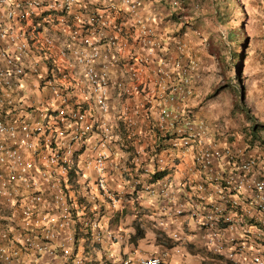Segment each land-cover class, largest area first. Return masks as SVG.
Returning <instances> with one entry per match:
<instances>
[{"label": "built area", "instance_id": "obj_1", "mask_svg": "<svg viewBox=\"0 0 264 264\" xmlns=\"http://www.w3.org/2000/svg\"><path fill=\"white\" fill-rule=\"evenodd\" d=\"M86 1L0 0V264H102L88 254L123 240L111 221L128 205L172 253L192 245L204 264H264V151L188 110L197 57L181 39L162 45L138 1ZM111 94L141 100L113 116ZM150 96L156 118L136 129ZM119 126L133 148L123 161L112 157ZM114 174L126 187L110 188ZM143 196L152 213L135 208Z\"/></svg>", "mask_w": 264, "mask_h": 264}, {"label": "rangeland", "instance_id": "obj_2", "mask_svg": "<svg viewBox=\"0 0 264 264\" xmlns=\"http://www.w3.org/2000/svg\"><path fill=\"white\" fill-rule=\"evenodd\" d=\"M196 1L200 2L202 10V14L196 17L203 24V34L219 48L223 65L208 54L203 56L207 70L196 85L198 89L188 103V110L218 131L227 129L233 134L230 139L244 142L251 122L264 126V0H187L184 5L191 13V3ZM174 11L178 12L179 7ZM216 13L222 14L223 22L216 19ZM194 31L198 35L201 33L199 28ZM193 35L197 37L195 33ZM232 51L238 53L237 64L232 60ZM217 89L221 90L215 94ZM258 135L264 140L263 128ZM111 144L112 157L123 161L125 149H120L118 141ZM117 176L114 174L109 181L110 188L115 190L124 188L125 183L122 175ZM153 205V201L143 196L135 208L146 215L152 213L150 206ZM142 224L148 226L146 222ZM88 255L91 257V252Z\"/></svg>", "mask_w": 264, "mask_h": 264}, {"label": "crops", "instance_id": "obj_3", "mask_svg": "<svg viewBox=\"0 0 264 264\" xmlns=\"http://www.w3.org/2000/svg\"><path fill=\"white\" fill-rule=\"evenodd\" d=\"M107 1V2H106ZM140 6V17L141 18H152L153 21H148V24L153 28L156 37L159 39L162 45H165L166 42L172 40L173 38H178L184 41L187 45V49L189 52L194 53L197 57L199 63L200 70V78L203 73H206L205 61L203 60V56H208L205 50V36L201 32L199 35L194 31V28L191 27L193 22H187L185 15L181 11H174L173 8L169 5L171 0H136ZM184 1V0H183ZM87 4H95L93 6L99 7L102 4L107 5L108 0H87ZM105 2V3H104ZM104 5V6H105ZM166 6L168 10H164ZM192 6V15L194 17L202 14V10L200 7V2L191 3ZM94 7H88V11H91ZM176 9V8H175ZM79 16H86L87 11L80 10L77 12ZM169 16H174V19H168ZM125 20L127 22V26L132 24V21L125 15ZM134 30V28H132ZM195 33L197 37L193 34ZM64 38V35L57 34L56 39L60 42ZM161 45V49H163ZM133 46H129L125 54L132 55L134 53L131 52ZM111 77L114 79L120 77V73L118 69L111 71ZM202 79V78H201ZM198 82H194V90H197L198 87L196 85ZM35 96L38 94L34 93ZM141 100L138 96H132L131 99L121 98L118 99L116 96L111 94L110 105H111V113L112 115H117L121 112L120 108L122 106H127L128 108H132L137 105V101ZM150 104L147 105L148 116L146 119L139 118L136 119V129L146 130L149 125L156 118V110L153 105L152 97L149 98ZM128 184L125 180L124 187ZM137 205V203L135 204ZM142 207L144 205H141ZM143 213V211H142ZM122 217L118 221L119 225H114L115 228L119 227L123 235V240L119 243H114L107 245L103 249L98 252H91V259L93 261L98 260L97 262L106 261L109 263H116L117 260L122 259H135L138 257L149 256L152 254H157L165 249H168V256L165 259L163 264H204L206 261V254L204 250L193 247L192 245H175V247L179 250L178 254L172 253L170 251L172 243L171 241L165 237L160 236V234L154 229L152 226L150 227V219L146 216H140L139 219L134 218L132 215V207L128 205L126 210L121 215ZM135 221V222H134ZM146 222L148 226H144L142 223ZM137 224V227L140 230V235L138 238L134 239L133 235L135 233L134 226ZM168 229H175V224L167 223ZM113 227V228H114ZM90 253V252H89ZM94 254V255H93ZM101 255V257H100Z\"/></svg>", "mask_w": 264, "mask_h": 264}, {"label": "trees", "instance_id": "obj_4", "mask_svg": "<svg viewBox=\"0 0 264 264\" xmlns=\"http://www.w3.org/2000/svg\"><path fill=\"white\" fill-rule=\"evenodd\" d=\"M178 1L179 2H178V6L177 7H179V11L183 10L182 13L185 15L186 21L187 22L191 21L190 16L193 17L192 18L193 19L192 20L193 22H191L192 23L191 27H193L194 29L199 28V29H201V32L204 33V31H203V24L201 23V20L198 19L197 17H194L192 15L191 11L188 10L187 7L184 5V3H187V0H184V1L183 0H178ZM163 7H164V10H168L166 6H163ZM168 19L169 20L170 19H174V16H169ZM216 19L219 20L220 22H223L222 21V14H219L218 13L216 15ZM230 32H232V31H229V33ZM229 33H227L228 37L230 35ZM209 40L210 39H208V37L207 38L205 37V43H204V45H205L206 53L208 55H210L211 57H213L214 60L219 61V63H220L221 62V59H220V55H219V48L217 47L216 44H213V42H209ZM228 41L231 42L230 40H228ZM241 41H242L241 43H243L244 39L242 38ZM237 54H238L237 51H232V53H231L232 60L236 64H237V62H236L237 60H235V58H236ZM239 55L241 56V53ZM221 65H223L222 62H221ZM217 90L218 91H216L215 94H217V92H219L221 89H217ZM246 117L249 118L248 115H246ZM119 124H120V122H118V125ZM262 128L264 129V126L258 125L255 122H251L250 123V127L248 129V132L246 133L245 137L243 138L244 143L249 147V149L259 147V149L262 152L264 151V140L260 139V137L258 135L259 132H260V129H262ZM119 137H120V140H121L120 141L121 142V145L123 146V147L121 146V148L122 149H125V152H127L128 154H131L132 153V150H133L132 145H130L131 144L130 141H126L124 139L121 126H119ZM227 141L228 142L231 141L230 137L227 138ZM130 168H132V167H130ZM164 175H165L164 172L154 174L152 176V178H151L150 181H153V180H156V179H160ZM121 217L122 216H120L118 218H114V220L111 221V224L112 225H117V221ZM134 230H135V233L133 235V238L136 239L141 234L139 228L137 227V224H135ZM97 261L98 260L93 261V262H97ZM105 264H108V263L105 261Z\"/></svg>", "mask_w": 264, "mask_h": 264}]
</instances>
